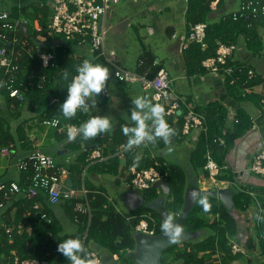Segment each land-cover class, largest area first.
<instances>
[{
  "label": "trees",
  "instance_id": "trees-1",
  "mask_svg": "<svg viewBox=\"0 0 264 264\" xmlns=\"http://www.w3.org/2000/svg\"><path fill=\"white\" fill-rule=\"evenodd\" d=\"M49 0H41L39 7L43 10L44 17L39 18L41 30L37 31L33 28L29 31L21 29V38L23 42L27 37H32L39 41H47V45L43 49L33 48V41L16 46L18 52L15 63L23 69H35L39 72H44L48 79L44 86L37 87L23 81L21 88L24 98L22 100L11 97L3 88L0 89V146L12 144L14 148L29 144L27 133L24 131L23 125L17 127V133L12 129L13 120L20 119L25 109L32 111L39 118L41 123L47 118L57 117L62 125H80L87 120L88 112L78 111L76 117L66 119L63 117L60 107L67 99V87L72 78L77 74L76 69L84 60H89L92 63L103 64L109 68L111 79L114 77V68L105 60L103 56L97 54L80 55L81 47L75 42L66 40L61 35H55L49 28L48 16L53 13ZM217 1L220 6L224 0H188L187 19L189 24L196 22H206L207 37L206 42L208 47L202 49L200 43L192 42L184 49L187 61V70L190 74L194 71H206L202 65V60L209 56L216 55L218 43L220 41L227 44H238L240 39L244 37L247 40L248 48L252 47L254 54H259L263 50V44L259 35V26L264 23L261 20H252L250 26L249 21L234 20L232 12L221 14L219 20L212 19L213 6L212 2ZM23 6L14 7L16 10L9 12L12 21L18 20L23 13H27V9L31 4L22 1ZM19 8V9H18ZM236 10V9H235ZM234 10V11H235ZM0 24H2L0 22ZM56 39L59 40L56 47L51 48ZM260 39V40H259ZM1 44V42H0ZM30 48V50H29ZM29 50V51H26ZM54 52V58L47 67H44L40 59L41 52ZM155 57L150 51H145L141 55L140 60H144L143 65H139L137 71L139 73H147L148 77L155 76L162 70L161 63L155 62ZM232 59V60H231ZM229 60V65L241 66L243 63L235 62L232 56ZM140 62V61H139ZM247 66L244 72L238 68L230 75L225 74V88L229 96L236 101H243L252 98L253 92H246L247 87H254L263 81L264 75L255 70V76L249 78ZM64 72H67L68 79H64ZM234 80L233 83L231 81ZM146 97L147 92H146ZM53 98L57 101H53ZM149 98V97H148ZM101 99L100 104H105L108 101V96L102 93L97 96ZM191 100H187V102ZM261 101V97L259 102ZM155 103L154 101H152ZM98 103V104H99ZM261 103V102H260ZM204 118L205 131H201L195 140L193 150L190 153V173L187 168L179 165H165V160L160 155L151 154L149 148L157 149L165 148L162 141H158L155 145L149 144L145 147L142 155H140L139 165L137 168L150 167L158 160L161 163L159 166L160 172L165 176L169 184L170 192L168 194L161 193L159 187L151 186L143 190L144 203L127 213L119 211L113 201L109 199L106 190L102 187H89L86 180L83 181V186L88 190L86 197L80 199L76 196L72 200H63L59 203L65 211L68 221L73 224L74 230L67 231L62 220L57 217L55 206L47 203V195L44 191L34 198L27 196L28 186L30 185L29 173L21 172L17 182L21 186V191L8 198H4V193L0 191V201L5 202L4 208L0 209V223L3 227L0 228V264H14V257L17 255L20 259L37 258L47 261V264H70L67 258L57 251L59 243L68 238H80L84 242L85 248L95 249L103 257L112 256L117 261V264H137L130 256L136 250L137 242L136 226L142 218L149 219L151 227H155V235L159 234L163 217L160 211L161 204H164L169 216L174 219L182 211L184 205V195L189 184L191 176L195 178V183L203 189L210 186L207 179L210 178V173L205 169L207 162V151L209 145L215 138H222L225 145L220 146L215 144L213 158L219 166H223L226 156L235 146L236 140L243 137L245 133L253 125V119L244 109L237 110L239 121L233 122L230 128L225 125L228 121V110L225 104L215 100L210 101L206 105H195L194 108ZM188 109H183L180 114L175 116H165L168 123L174 127L178 135L173 138V145L181 144L185 141L186 135L183 134V125L185 122V114ZM44 125V124H43ZM131 124L121 122L117 129H114L112 135L108 137H98L85 140L84 148H80L82 136H76L74 141H68V132H59L58 128L54 131V136L59 141H67V146H71L77 151L82 158L89 159V146L100 145L112 149H117L121 144H127V137L122 132V127ZM110 143V145H107ZM106 149V148H105ZM138 148L133 147L126 155V166L133 165L135 157L139 156ZM112 159V158H111ZM117 168L121 162L115 155L113 158ZM96 164V163H94ZM71 170V169H70ZM80 171V170H79ZM117 171V169H116ZM82 171H80L81 173ZM5 176H0V184H10L13 179H6ZM228 179L233 182L235 176L232 172L220 171L217 175V180ZM75 188V185H73ZM251 189H256L254 186H243L238 193H233L234 207L228 210L223 202L216 196L201 193L200 196L207 195L209 210H205L198 203V197L192 209L185 217L183 227L188 231H196L198 235L191 240L175 243L165 248L162 251L163 264H232L242 256L241 254H233L231 251L232 240L239 239L240 222L239 214L247 213L248 208L253 202L256 204V239L259 247V255L257 258L264 257V222L256 219L257 215H264V187L261 188L262 196L255 199L251 195ZM161 199V201H158ZM83 200L86 204L85 210L78 209V203ZM146 201V204H145ZM36 202H41L43 210H45L51 222L40 217L39 211L33 209ZM6 228H11L12 234L9 237L6 233ZM250 263V264H257ZM261 264V263H259Z\"/></svg>",
  "mask_w": 264,
  "mask_h": 264
},
{
  "label": "built area",
  "instance_id": "built-area-1",
  "mask_svg": "<svg viewBox=\"0 0 264 264\" xmlns=\"http://www.w3.org/2000/svg\"><path fill=\"white\" fill-rule=\"evenodd\" d=\"M119 0H50L53 13L51 14L49 28L55 35H61L66 40L75 42L77 46L87 47L90 54L103 56L114 68V78L124 82H140L143 89L147 91V96L155 103L161 104L165 108L166 116H175L178 111L182 112L181 101L178 98H173L172 79L169 73L165 70H160L155 76L148 77L147 73H139L127 69L121 65L115 58V52L107 47L108 25L106 18L110 9L111 3H116ZM234 20L249 21V26L252 20H261L264 23V0H241L239 7L232 12ZM0 89H5L11 97L22 100L24 98L21 85L23 81L37 87H42L46 83L48 77L43 72L37 74L35 71H27L15 63L18 52L16 46L21 44L24 47L23 39L21 38L20 24L28 25V18H20L16 21L10 19L9 11L5 10L0 13ZM264 25V24H263ZM206 22H196L190 24L189 33L186 36L187 43L183 45L186 49L190 43H200L202 49H206L208 44ZM37 31L41 30V25L36 27ZM54 48V47H53ZM237 48L236 44H227L222 41L218 43L216 55L206 57L202 60V65L206 71L215 75H230L239 69L244 72L247 67L229 65V60L234 55ZM29 51V50H27ZM54 52H41L40 59L44 67H47L54 58ZM232 60V59H231ZM144 60H140L139 65H143ZM249 78L255 76L253 68L248 69ZM77 75V74H76ZM234 80L231 81L233 83ZM246 92H257L262 95L261 105L264 111V78L263 81L254 86L247 87ZM108 96V91L105 93ZM53 101L57 99L53 98ZM226 106V105H225ZM227 107V106H226ZM227 118L234 119L238 122L235 112L230 107H227ZM55 121V123H54ZM46 126L58 128L59 132H68L71 129H78L74 125H62L57 117L47 118L43 121ZM205 131L203 116L195 109H188L185 114V122L183 125V134L191 135L193 131H197V135L201 131ZM215 144L220 146L225 145V141L221 138H215L209 145L207 151V162L205 169L210 173L213 180H217V175L221 171L220 166L213 158ZM130 151L126 148V144L118 147L116 155L126 157V153ZM0 153L3 156H14L16 148L12 144L0 146ZM104 153L101 146L94 147L89 153V160L93 163L97 160H102ZM159 166L161 163L156 160L155 164L150 167L137 168L133 165L127 167L131 177V186L134 191L146 190L154 186L160 179H164L168 171L164 175L160 172ZM16 167L20 172L29 173L30 185L28 186L27 196L29 198L37 197L41 191L47 195V203L51 206L58 205L63 200H72L77 196L78 189L68 187L65 184V179L70 176L71 170L65 165H60L55 161V158L48 153L35 149L27 156L20 158ZM250 170L264 177V143L260 149L253 155ZM0 191L4 193V198H8L21 191V186L17 181H11L10 184L1 183ZM81 191L86 197L87 189L83 187ZM5 202L0 201V209L4 208ZM33 209L39 211L42 219L51 222L48 213L43 210L41 202H36ZM79 209V206H78ZM80 210V209H79ZM149 219L142 218L136 226L138 233H146L149 236L155 235V227H151ZM6 233L10 237L12 234L11 228H6ZM88 250V257L94 259L96 264H105L104 257L95 249ZM231 251L233 254H248L247 247L238 240H232ZM14 264H47V261L37 258L20 259L17 255L14 257Z\"/></svg>",
  "mask_w": 264,
  "mask_h": 264
},
{
  "label": "crops",
  "instance_id": "crops-1",
  "mask_svg": "<svg viewBox=\"0 0 264 264\" xmlns=\"http://www.w3.org/2000/svg\"><path fill=\"white\" fill-rule=\"evenodd\" d=\"M40 1L41 0H29V2L31 3L30 5L33 4L32 5L33 7H30V5L28 7V9L31 11V16H29L27 13H23L22 11V15L18 18V19L23 18V17L28 18V19L31 18L33 20V28L35 29L38 25H40L39 18L45 16L44 14H42L43 10H41L39 7ZM36 2H38L39 4H36ZM120 2L123 4H129V3L139 4V6L136 8L137 14L141 13V18H139L140 19L139 25L144 26V28L146 29L147 41H149L150 39L153 40L155 38V42H156V45L154 46V48L149 46L147 51H150V53L153 54V56L156 58L155 62L161 63L162 69L169 73L172 79V85L175 84V81L177 82L178 90L175 91L174 93H176V98H178L181 101V108L194 109L195 105L197 104L206 105L210 101L218 100L222 102L223 104H225L227 107H230L231 109H233L237 118H238L237 110L241 108L247 111V113L253 119L252 127L250 128V130L247 131V133H245L243 137L236 140L235 146L233 147L232 150H230V152L226 156V159L224 162L225 164L221 168L225 174L229 171L232 172L235 176L234 181L231 182L228 179L215 181L213 180V178L210 177L207 179V183H206V184H209L210 186L206 188L211 189V190H215V189L217 190L220 188L229 187L233 194V193H238V191L242 190L244 185L245 186L251 185V186H254L256 189H251L252 191L250 193L253 198L258 199V197L262 196V193H260V191H257V190H260L261 188L264 187V181L256 177L259 175L253 173L250 170V166H251L253 155L263 145L262 142H264V111L262 109L261 103L259 102L260 97H262V95L257 92L252 91L253 93H255L253 94L254 96L252 98L245 99L243 101H236L234 98L229 96L226 91L224 76L210 74L207 71L203 72L204 70L202 69L201 71L200 70L194 71L192 74L188 72L187 61H186L185 52L183 48V45L187 43L186 36L189 33V27H190L189 21L187 19L188 0H182L183 4L181 3L178 4L179 0H161V1L156 0L154 3L152 2V0H119L116 3H113L114 5H112L109 9V12L106 18V23L108 25V35H110L111 37L115 39L117 37H121L124 34H126V32L128 31V28L134 26V23H132V21L130 20L129 15H126V16L123 15V17L115 16L116 13H118V11L122 9L118 7ZM235 2L236 0H228V1L224 0L222 5L219 6L217 4V1H213L212 5L215 7H213L214 11L212 13V19L219 20V18L221 17V14L230 13L234 11L237 8V7L235 8L234 6ZM50 6L52 7V5ZM50 18H51V15L48 16L49 23H50ZM31 19H29V22ZM147 21H148V24H145L147 23ZM26 29L27 27L25 28L24 31H26ZM29 31H31V29H29ZM259 35L261 38V40L260 39L259 40L263 44V49H264V25L259 26ZM30 41L34 42V44L31 45L32 49L30 50L29 48L30 52H33L32 51L33 48L37 47L39 49H43V47L47 45L46 44L47 41H44V40L39 41L36 39H32V37H30V39L29 37H27L24 43L26 42L29 43ZM58 42L59 40L56 39L55 43L51 46V48L56 47ZM236 45H237V48L233 55L234 61L243 63V66L245 67L249 66L250 68H254L257 72L264 75V62L260 60L258 63V59H257V58H261L262 57L261 55L263 53L261 52L259 54H254L253 48L252 47L248 48L247 40L244 37H242L240 39V42ZM108 49L113 50L115 52L116 60L121 65L126 67L121 60L122 58H124L123 51L113 46ZM164 50H166L165 53H164ZM80 53H81L80 55L90 54L87 47H81ZM140 59H141V56L139 57L136 69H134L133 71H137ZM168 60H172V64H171L172 71L171 72H169L167 68L165 67V63ZM26 70L35 71L37 72V74L40 73L38 70H35V69H26ZM110 80L108 82V86L110 84ZM108 97H109L108 101L105 104H100L99 102H101V99L98 100L97 97H95V100L97 102L96 108L97 107L107 108L110 102V95H108ZM114 99H112L111 101H113ZM187 100H191V102L189 101L187 102ZM90 110L88 111V117L90 114ZM254 119H255V122H254ZM111 121L113 123V130L109 133H103L101 137H108L112 135V133L114 132V129H117L118 126L121 124V122L129 123L128 120H125L124 118L120 116H115L114 114L111 116ZM233 122H234V119L232 118L228 119L225 127L230 128ZM252 130H253V133L251 132ZM24 131L26 132V129H24ZM29 136H31V134L28 135L27 133V137L30 141L29 144L27 143L22 147L20 146V148L19 147L16 148V154H14V156L9 158L8 160L6 159V162L0 160V176L7 177L9 175L10 169L12 167L16 168V163H17L16 161H18L20 158L27 156L31 151L35 149L40 150L38 147L40 145H45L42 142H45L47 138H49L46 135H44L42 132H40V130H37L36 132H34V134H32L33 140H31ZM196 138H197V131H193L191 135L185 138V141L183 143L177 144L179 146H183L187 148L186 156L184 157V160H182L180 163L175 161L177 157L176 156L177 154L175 153V151H173L170 155H165L166 147L162 149L150 147L149 150L151 154L153 155L162 156L163 159L165 160L166 166L179 165V166L187 168L188 170L191 168L190 161H189V152L193 150ZM84 142L85 140L83 139L82 143L80 144V148H84ZM67 143H68L67 141H62V144L60 146H57L53 149L60 152V154H65L69 152V150L67 149V145H66ZM107 145H110V143H107ZM97 146H100V145L93 144L89 146V149H90L89 153L94 147H97ZM101 147L103 149L104 158L102 160H99L96 164H93L92 168H95L94 170L95 176L92 178V181H90V183L87 184L88 188L94 187V185H98V184H94V181H96L101 176L100 173L107 172V173L112 174L111 181L113 182V185L119 186V187L126 186L128 190H130L128 193H130L131 191L133 192L134 188L131 186V177L128 172L126 161H125L126 157L123 159L121 158V156L116 155L118 152V148L113 151V148L110 149V148H107V146L106 147L101 146ZM145 147L146 146H143V145L138 147L139 157L140 155L143 154ZM250 152H252V154H250ZM115 155L119 158V160H121L118 168L113 161V158ZM13 158L14 160L11 161ZM99 163H102V166L100 168H96L99 165ZM83 166L84 165H82L81 163L79 165V168H82ZM188 172L190 173V170H188ZM10 179H13V178H10ZM77 181L78 179H76V176H72V172H71L70 176L67 179H65V184L68 187H74L73 185H76ZM194 181H195V178L191 176V178L189 179V182H194ZM79 191H81V189ZM126 192L125 190H123L122 194ZM128 193L124 194V196L125 195L127 196ZM79 198L84 199L85 197L82 194V196L80 195ZM114 203L119 211H121L122 213H125L119 209V206L116 202ZM257 203H259L258 200H257ZM257 203L253 202L248 208L247 213L239 214L240 232L238 236L239 239H237L239 242L244 244L247 247V249L250 250V252L252 253L254 252L255 255H259V247H258V243L256 242L257 241L256 229H255L256 224L254 220L255 219L254 216L256 215V210H257L256 208ZM124 205L127 206V209H130L126 203H124ZM61 206H62L61 204L60 205L58 204L55 207L56 215L58 218L62 220L64 226H66V229L68 231H73L74 226L73 224L69 223L65 215V211L62 209ZM78 206L81 211H84L86 204L83 203V200H80V202L78 203ZM0 225H2V223H0ZM0 238H1V235H0ZM255 255L252 254V256H255ZM241 257L242 256H240V258H238L237 260L233 261L232 264H245V262L246 264L251 263L250 262L251 258L243 256L245 258V261H243Z\"/></svg>",
  "mask_w": 264,
  "mask_h": 264
},
{
  "label": "rangeland",
  "instance_id": "rangeland-1",
  "mask_svg": "<svg viewBox=\"0 0 264 264\" xmlns=\"http://www.w3.org/2000/svg\"><path fill=\"white\" fill-rule=\"evenodd\" d=\"M21 1L22 0H0V13L3 10H7L9 12L16 10V8L14 9V5L16 7L20 8L21 6H23V2H21ZM23 1L27 2L28 0H23ZM155 1L156 0H152L153 3ZM159 1H161V0H159ZM140 2H142V1H140ZM240 2H241V0H236V2L234 4L235 8L239 7ZM179 3L183 4L182 0H179L178 4ZM36 4H39V3L36 2ZM32 5H30V7H33ZM112 5H114V4L111 3L110 6H112ZM138 6H139L138 3H136V4H134V3L123 4L120 2L118 7L122 8V9H120L118 11V13H116L115 16L123 17V15L124 16L129 15V18L132 21V23H134V26L129 27L126 34H124L121 37H117L116 39L111 37L110 35H107V46H108V48H111L113 46L115 48L121 49L123 51V54H124V58H122L121 60H122L123 64L130 70L136 69L139 57L145 51H147L149 46L154 48V46L156 45L155 38L153 40L150 39L149 41H147V38H146V36H147L146 32L147 31L144 28V26L139 25V22H140L139 18H141V13L137 14V12H136V8ZM135 13H136V15H135ZM27 14L29 16H31V11L29 9H27ZM29 19H31V18H29ZM145 24H148V21ZM29 27L32 30V28H33V20L32 19L30 20ZM165 52H166V50H164V53ZM262 53H263L261 55L262 57L257 58L258 63L260 60H262V62H264V49H263ZM168 61H166L165 67L167 68V70L169 72H171L172 71V69H171L172 60H168ZM172 88H173V92L178 90V86H177L176 81H175V84H173ZM190 90H192V89H190ZM146 92L147 91H145L143 89L140 82H134V83L124 82V81H119L113 77L110 80V84L108 86V95H110L109 106L107 108L97 107L96 109L95 108L91 109L89 117L87 116V118L90 119V118H92L93 115H100V116H109V118L111 120V116L114 114L115 116H120V117L124 118L125 120H128L129 124L132 125V122L130 119L131 110L134 107L132 104V99H135L136 97H139V96L146 97ZM172 97L176 98V93H174ZM146 98H148V97H146ZM112 99H114V100L111 101ZM148 99H150V98H148ZM29 116H31V117H29ZM254 122H255V119H254ZM22 125H23V128L26 129V132L28 133V135L31 134V136H29V138L31 140H33L32 134H34V132H36L37 130H40V132H42L44 135L49 137V138H47V140L45 142H42L46 146L40 145L38 148L41 151L48 153L49 155L53 156L55 158V161L58 164L65 165L66 167L71 169L72 176H76V179H78V181L76 182V185H75L76 189L80 190L83 187V181L86 180L87 184H89L90 181H92V178L95 176V172H94L95 168H92V166L94 163H97L99 160H97L93 163V161H90L89 159L87 160L85 158H82L79 155L80 151H77L76 149H74L71 146H67V149L69 150V152H67L65 154H59L58 155V151H56L53 148L60 146L62 144V142H59L58 139L55 138V136L53 134L54 131L56 130V128L43 125L41 123V121L39 120V118L34 113H32V111L25 109L23 111V115L21 116V118L19 120L18 119L13 120L12 129H13L14 133L15 132L17 133V127L22 126ZM251 132L253 133V130ZM262 143H264V142H262ZM17 146L20 148L19 144H17ZM173 147H174L175 153L177 154L175 161L180 163L182 160H184V157L186 156L187 148H185L183 146H179V145H174ZM256 147H254V148H256ZM190 153L191 152H189V156H190ZM250 154H252V152H250ZM9 158H11V157L10 156H3L0 153V160L6 162V159L8 160ZM121 158L124 159V156H121ZM13 160H14V158L11 161H13ZM81 163L84 166L82 168H79V165ZM101 166H102V163H99V165L96 168H100ZM220 168H222V166H220ZM79 170H82V172L80 173ZM20 174H21V172L17 169V167L16 168L12 167L10 169L9 175L7 176L6 179L13 178L15 181H17ZM100 175L101 176L96 181H94V184H98V185H94V186L96 188H98V187L104 188L106 190L108 196H109V199L113 202H116L119 206V209L122 210L123 212L127 213L129 211V209H127V206L124 205L125 197H126V195L124 196V194H127L130 190H128V188L126 186L119 187V186L113 185V182L111 181V179H112L111 173L104 172V173H100ZM256 177L258 179L264 181V177H261V176L260 177L256 176ZM123 190H125V192L127 190L128 191L126 193L122 194ZM82 194L83 193L81 191L77 192L78 197H80V195L82 196ZM145 204H146V201H145ZM2 227H3V224L0 225V228H2ZM252 254L255 255L254 252L252 253L249 250L248 254L242 255L241 259L243 261H245V258L243 257V256H245V257L251 258V261H250L251 263H255L258 261L257 264H259V263L264 264V257L257 258L258 255L252 256ZM245 264H246V262H245Z\"/></svg>",
  "mask_w": 264,
  "mask_h": 264
},
{
  "label": "clouds",
  "instance_id": "clouds-1",
  "mask_svg": "<svg viewBox=\"0 0 264 264\" xmlns=\"http://www.w3.org/2000/svg\"><path fill=\"white\" fill-rule=\"evenodd\" d=\"M76 72L77 75L72 78L67 87V99L60 107V111L66 119L76 117L78 111L87 113L92 108L96 109L95 97L108 91V82L111 79L109 68L103 64L92 63L89 60H84L77 67ZM68 75L67 72H64L65 80L68 79ZM132 104L134 106L130 115L132 125L122 127L123 134L128 138L126 148L132 150L133 147L155 145L158 141H162L166 146L165 155H170L174 151L173 138L178 135V132L166 120L165 108L159 103H153L152 100L144 96L132 99ZM112 130L113 123L109 116L93 115L78 129L70 128L67 139L68 141H74L77 135H81L84 140L94 139ZM139 162L140 157H135L133 166H138ZM198 203L206 211L211 207L207 195L200 196ZM256 219L264 222V215L258 214ZM161 230L173 242L182 237L183 229L178 223L174 222L172 216H169L163 222ZM57 251L63 254L70 264H96L94 259L88 257V250L80 238L63 240L59 243Z\"/></svg>",
  "mask_w": 264,
  "mask_h": 264
},
{
  "label": "water",
  "instance_id": "water-1",
  "mask_svg": "<svg viewBox=\"0 0 264 264\" xmlns=\"http://www.w3.org/2000/svg\"><path fill=\"white\" fill-rule=\"evenodd\" d=\"M20 26L25 29L26 26L23 24H20ZM181 111H178V114H180ZM60 152H58V155ZM154 187H159L161 193L168 194L170 192V187L166 179H160ZM210 194V195H216L226 206L228 210H232L234 207V201H233V194L231 192V189L229 187L220 188L217 190H211V189H201L199 185L195 182H189L185 195H184V205L182 211L178 214L176 219H174L175 223H178L181 228L183 229L182 237L173 242L170 240V238L165 235L163 231H161L157 235L149 236L146 233H137L136 235V250L131 253V257L133 260L137 262V264H163L162 262V251L171 246L175 243H180L184 241H188L191 239H194L198 233L196 231H188L183 227V222L185 217L188 215L190 210L192 209L193 205L195 204L197 198L200 196V194ZM194 196L196 197L194 199ZM144 195L140 191H131L128 193V195L125 197V203L128 205V207L132 210L136 209L137 207L141 206L144 203ZM158 201H161V199H158ZM160 211L162 213L163 222L169 217V214L164 206V204H161ZM105 264H117V261L112 256H105L104 257Z\"/></svg>",
  "mask_w": 264,
  "mask_h": 264
},
{
  "label": "flooded vegetation",
  "instance_id": "flooded-vegetation-1",
  "mask_svg": "<svg viewBox=\"0 0 264 264\" xmlns=\"http://www.w3.org/2000/svg\"><path fill=\"white\" fill-rule=\"evenodd\" d=\"M165 179V178H164Z\"/></svg>",
  "mask_w": 264,
  "mask_h": 264
}]
</instances>
